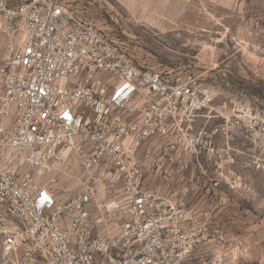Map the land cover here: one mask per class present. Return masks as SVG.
Listing matches in <instances>:
<instances>
[{"label":"built area","instance_id":"2783aa9c","mask_svg":"<svg viewBox=\"0 0 264 264\" xmlns=\"http://www.w3.org/2000/svg\"><path fill=\"white\" fill-rule=\"evenodd\" d=\"M0 49L6 253L42 264H241L244 247L227 242L208 212L143 179V153L156 145L206 186L238 185L229 141L241 119L213 108L210 85L142 63L72 0H0ZM73 162L82 187L61 200L40 178ZM102 179L126 193L115 234L93 233L92 185Z\"/></svg>","mask_w":264,"mask_h":264},{"label":"rangeland","instance_id":"374dc122","mask_svg":"<svg viewBox=\"0 0 264 264\" xmlns=\"http://www.w3.org/2000/svg\"><path fill=\"white\" fill-rule=\"evenodd\" d=\"M131 1L135 4L130 5ZM72 3L99 28L121 37L142 63L168 70L176 78L192 76L210 85L215 93L213 108L241 119L229 141L237 151L233 168L240 181L236 187L213 189L196 184L200 178L195 169H180L177 163L164 159L156 145L144 151L142 173L148 186L160 182L171 188L185 178L178 187L184 184L190 189L187 195L198 197L192 206L210 214L212 224L227 242L244 247L241 264H264V0ZM40 180L63 200L82 187L83 171L73 162ZM92 187L96 190L91 205L93 233L115 234L126 219L123 186L102 179ZM0 264L42 262L25 251L6 253L0 237Z\"/></svg>","mask_w":264,"mask_h":264},{"label":"crops","instance_id":"0c3cea01","mask_svg":"<svg viewBox=\"0 0 264 264\" xmlns=\"http://www.w3.org/2000/svg\"><path fill=\"white\" fill-rule=\"evenodd\" d=\"M10 1H12V2H14V1H16V0H10ZM131 4L130 5H134L135 4V1H131L130 2ZM135 6H137V5H135ZM135 6H130L131 8H135ZM0 51H1V49H0ZM200 178V177H199ZM183 179V178H182ZM185 179V178H184ZM184 179L182 180V181H177L176 183H174L173 185H172V187L170 188V187H166L165 185H163V186H161L162 184L160 183V182H158V183H155L154 184V182H150V187H153V188H156V189H163V190H166L167 192H169V193H173V194H179V195H183L185 198H186V201L188 202V204L190 205V206H192V204H191V202H195V200H197V198L198 197H196V198H193V197H191V195L189 196V195H187V193L190 191V189H188V188H186V187H184L183 185L184 184H182V187L180 188V187H178V185H180L181 183H185L184 182ZM191 181H193L194 179L193 178H191L190 179ZM193 182H195V180L193 181ZM196 184H198V185H200V184H202V185H204V186H206L205 184H204V181L203 180H201V178H200V180H198V181H196L195 182ZM177 186V187H176ZM177 188V189H176ZM186 189V193H185V190ZM185 193V194H184ZM190 202V203H189ZM193 207V206H192ZM199 210V209H198Z\"/></svg>","mask_w":264,"mask_h":264},{"label":"water","instance_id":"95a60500","mask_svg":"<svg viewBox=\"0 0 264 264\" xmlns=\"http://www.w3.org/2000/svg\"><path fill=\"white\" fill-rule=\"evenodd\" d=\"M131 162H132V160H131Z\"/></svg>","mask_w":264,"mask_h":264}]
</instances>
